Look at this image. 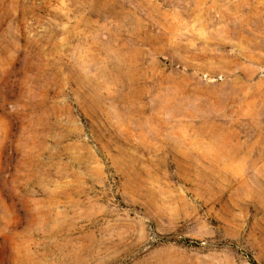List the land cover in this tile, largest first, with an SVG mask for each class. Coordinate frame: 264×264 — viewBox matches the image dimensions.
I'll return each mask as SVG.
<instances>
[{
    "label": "rangeland",
    "instance_id": "obj_1",
    "mask_svg": "<svg viewBox=\"0 0 264 264\" xmlns=\"http://www.w3.org/2000/svg\"><path fill=\"white\" fill-rule=\"evenodd\" d=\"M0 264H264V0H0Z\"/></svg>",
    "mask_w": 264,
    "mask_h": 264
}]
</instances>
